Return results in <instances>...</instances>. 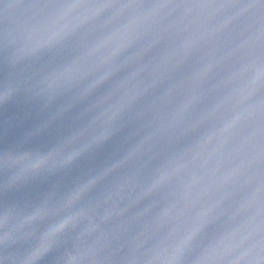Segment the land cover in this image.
<instances>
[{
  "label": "water",
  "instance_id": "95a60500",
  "mask_svg": "<svg viewBox=\"0 0 264 264\" xmlns=\"http://www.w3.org/2000/svg\"><path fill=\"white\" fill-rule=\"evenodd\" d=\"M254 0H0V264H218Z\"/></svg>",
  "mask_w": 264,
  "mask_h": 264
}]
</instances>
